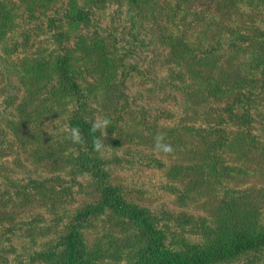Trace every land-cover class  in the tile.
<instances>
[{
    "label": "trees",
    "instance_id": "trees-1",
    "mask_svg": "<svg viewBox=\"0 0 264 264\" xmlns=\"http://www.w3.org/2000/svg\"><path fill=\"white\" fill-rule=\"evenodd\" d=\"M113 1L0 0V46L9 57L27 49L32 38L28 30L18 32L24 23L23 12L32 14L59 2L66 5L62 16L48 19L54 41L33 57L8 63L3 71L15 75L24 93L17 103L9 104L12 117L8 118V128L29 160L52 175L28 180L23 186L5 176L20 200L16 205L40 202L51 216L60 219L75 185L78 190L74 193L85 194V189H90V194L98 195L97 201L66 224L59 246L36 254L34 261L264 264V221L258 203L249 198L246 181L264 176V144L251 132L257 121L251 111L257 102L253 100V84L261 79L264 86V0H173L163 4L127 0L133 40L142 42L155 35L169 48V63L184 70L185 75L179 74L182 79L177 90L188 109L198 112L210 97L227 102L223 111L229 118L217 115L215 126L220 128H212L207 134L188 124L187 116L165 125L137 117L130 109L124 65L130 51L119 47L112 32H82L96 28L92 17ZM194 23L200 24L196 32L200 41L184 35V26L190 28ZM211 33L217 42L208 47L203 40L208 43ZM17 35L24 38L23 43ZM252 74L257 77L250 79ZM236 105L245 108L242 115L234 113ZM95 108L103 121H108L105 137L112 150L124 143L154 145L157 134L163 133L165 142L174 149L172 153L161 152L170 162L155 158L149 162L176 184L171 189L180 208H201L209 218L182 214L178 220L183 234L171 236L157 216L128 202L127 188L111 183L109 161L93 148L94 139H104L102 129L92 130ZM209 109L203 113L208 121L213 108ZM227 119L235 123L232 130L225 128L232 127ZM197 120L193 116V121ZM74 128L81 135L78 143L70 139ZM86 174L88 185L78 180ZM202 220L209 221L208 225L204 222L197 229ZM95 221L106 223L109 231L89 247L84 230ZM191 224L193 227L187 228ZM188 233L197 235L196 239Z\"/></svg>",
    "mask_w": 264,
    "mask_h": 264
},
{
    "label": "rangeland",
    "instance_id": "rangeland-1",
    "mask_svg": "<svg viewBox=\"0 0 264 264\" xmlns=\"http://www.w3.org/2000/svg\"><path fill=\"white\" fill-rule=\"evenodd\" d=\"M159 4L173 0H154ZM66 11V5L59 2L53 4L50 9H40L30 14L23 12L24 23L18 28L21 34L28 30L32 35L28 47L19 49L17 54L7 56L0 46V264H43L34 261L36 254L48 251L55 246H59L61 236L68 224L75 215L82 209L88 208L98 199L97 194H90V189H85V194L74 193L78 190L77 185L71 189L72 200H69L64 213L60 219L51 216L47 208L40 202L29 205H16L20 201L9 187L8 176L15 183L25 185L28 180H42L44 177H52L51 172L44 170V167L34 164L25 152L20 149L19 143L14 140L8 128V118L10 119L12 107L10 103H17L23 96V89L14 74L5 71L8 63H18L33 57L35 53L43 50L47 43H52V33L48 30V19L51 16H62ZM33 15L34 18L30 16ZM179 18V16H178ZM96 28H86L82 32L88 33L97 30L101 34L112 32L120 42V48L129 50L128 56L124 59L128 75L125 78L126 94L130 109L138 117H145L153 123L169 125L178 122L183 116H187L188 124L195 125L203 134L211 132L212 128H220L216 125L217 115L229 118L223 111L227 102L209 98L206 104H202L198 112L188 109V104L183 95L177 90L181 85V75H185L184 70L168 61V47L161 45L157 37L144 38L142 42L133 40L130 34L131 23L128 15L127 0H114L105 9L99 10L92 17ZM250 23V20H249ZM187 25V24H185ZM184 30L185 37L196 38L200 24L194 23L190 28ZM19 42L23 43L24 38L17 35ZM199 40V39H197ZM211 40V41H210ZM200 41V40H199ZM208 47L216 44L217 39L212 33L209 42L203 40ZM207 43V44H206ZM54 49L58 46L54 45ZM126 52V49H122ZM132 67H135L134 71ZM239 65H236L237 69ZM132 69V70H131ZM257 77L252 74L251 78ZM256 92L253 100H256L252 114L257 121L252 124V134L259 137L264 144V86H261V79L253 84ZM125 91V90H124ZM96 105L93 104V107ZM212 116L208 121V116H203L204 111H209ZM95 108L96 123L103 124V118ZM244 107H238L234 113H244ZM189 111V112H188ZM213 111V112H212ZM10 116V117H9ZM198 119L197 121H193ZM203 116V117H202ZM189 120L193 121L190 122ZM227 123H232V130L235 123L227 119ZM151 124V123H150ZM234 124V125H233ZM103 143L105 144L104 156L108 162V174L113 185L127 188V201L146 208L150 214L157 216L160 226H165L168 234L181 236L182 230L179 216L187 214L194 217L204 216L209 218V214L201 208H180L176 204V195L171 188L175 183L168 181L161 169L155 168L150 161L151 158L170 162L167 155L155 151L154 145L124 143L118 150L108 147L105 137V127ZM151 163V164H150ZM89 175L80 176L79 181L88 185ZM247 188L250 193V200H255L259 213L264 221V176L248 177ZM70 185V184H69ZM241 186V185H240ZM239 186V187H240ZM130 190L133 192L130 193ZM136 190V191H134ZM137 191L139 193H137ZM140 191L143 193L141 194ZM15 205V206H13ZM205 221L199 222L198 227ZM208 225L209 221L205 222ZM193 224L188 225L191 229ZM196 227V225H195ZM196 229V228H195ZM109 231L108 225L103 221H95L91 227L84 230V240L89 247L98 244L103 235ZM119 231L116 236H119ZM196 239L197 235L186 234ZM59 251L63 247H58ZM234 264H241L234 263ZM259 264V263H258Z\"/></svg>",
    "mask_w": 264,
    "mask_h": 264
},
{
    "label": "clouds",
    "instance_id": "clouds-1",
    "mask_svg": "<svg viewBox=\"0 0 264 264\" xmlns=\"http://www.w3.org/2000/svg\"><path fill=\"white\" fill-rule=\"evenodd\" d=\"M107 124H108L107 120H104L102 125L100 123L93 124L92 130L95 132L97 130L102 129V127H106ZM70 139L74 143H78L81 141V135H80L79 129H76V128L72 129ZM93 148L95 149L97 153L100 154L101 157H103L105 144L103 143L101 139L96 138L93 140ZM154 148H155V151L164 152V153H172L174 151L172 145L165 142L163 133H158L157 136L155 137Z\"/></svg>",
    "mask_w": 264,
    "mask_h": 264
}]
</instances>
